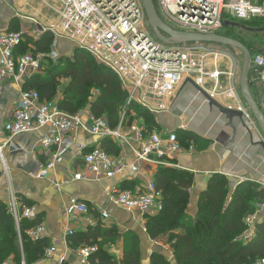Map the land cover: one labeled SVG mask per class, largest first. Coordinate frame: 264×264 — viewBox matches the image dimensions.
<instances>
[{
	"label": "built area",
	"instance_id": "1",
	"mask_svg": "<svg viewBox=\"0 0 264 264\" xmlns=\"http://www.w3.org/2000/svg\"><path fill=\"white\" fill-rule=\"evenodd\" d=\"M153 3L156 12L159 11L171 28L187 33L222 35L228 25L264 19V0H153ZM45 6L54 18L40 24V35L49 33L56 40L71 41L76 49L88 53L98 65L113 72L126 92V106L136 104L153 115L165 113L178 88L189 80L212 100L216 99L222 73L213 65L222 54L209 51L203 44L174 47L160 42L148 25L141 0H45ZM29 20L31 23L37 21L36 18ZM37 35L38 32L32 29L20 33L0 29V83L19 87L20 94L10 119L4 125L8 137L45 129L42 146L47 150L55 148L53 163L61 162L73 149L83 154V167L93 178H118L120 182L123 180L119 177L128 173L136 177L143 170L150 172L153 168L167 167L168 162L181 153L182 146L175 132H147L139 124H128L126 110L112 128L105 118L87 119L82 113L70 114L61 110L57 102L42 100L37 91L23 90L30 78L42 74L46 58L55 60L59 57L56 51L47 55L17 54V49L27 38L33 41L28 46L34 50ZM233 58L236 59L234 55ZM233 58L230 60L234 63ZM252 66L251 83L264 84V56H253ZM225 74L232 77V64ZM209 82L214 83L211 92L207 86ZM94 94L97 95V91ZM236 109L237 112H246L239 105ZM84 134L93 138L91 147L77 142V137ZM102 142L115 144L120 150L119 156L108 155L102 149ZM126 153L130 162L125 159ZM53 163L48 168L53 167ZM83 177L77 173L73 178L79 181ZM107 196L115 207L149 217L162 207L160 193L152 182L136 192L113 185L108 188ZM18 205L12 196L9 210L19 229L22 220L36 218L37 210L35 206H24L19 210ZM66 213L70 216L86 215L88 207L71 198ZM100 216L104 222L109 220V214L104 211H100ZM43 232V226L38 225L26 234L36 240ZM73 234V228L68 226L66 236ZM96 251L95 246L76 250L79 264H89V258ZM43 256L52 260L54 246L45 249ZM63 261L59 259L54 264H63ZM255 264H264V259Z\"/></svg>",
	"mask_w": 264,
	"mask_h": 264
},
{
	"label": "crops",
	"instance_id": "2",
	"mask_svg": "<svg viewBox=\"0 0 264 264\" xmlns=\"http://www.w3.org/2000/svg\"><path fill=\"white\" fill-rule=\"evenodd\" d=\"M12 3L16 2L12 1ZM13 4L9 5L5 0H0L1 30H9L16 26L18 16L15 14ZM40 24L36 26L30 24L28 28V30L33 29L38 32L36 42L49 34L40 35ZM69 42L71 50H75L74 44ZM27 47L30 49L29 46ZM204 47L215 54H222L221 58L214 60L216 65H213V68L222 73L218 79V93L214 100L223 108L230 107L235 111L239 105L245 108L246 112H241L242 116L227 115L209 103L193 85L185 82L178 88L167 112L160 115L149 113L155 124L152 131L156 130L159 133L173 131L178 136L182 151L168 162L169 166L162 168L186 172L192 176V186L188 190L187 203V213L190 218L192 215L193 220L195 219L201 197L208 190L214 178L224 180L227 185L224 210L237 192L240 193L241 210L247 211L242 220L245 230L240 240L247 244L256 238L257 227L264 225V146H262L264 137L247 112L240 96L239 83L236 84L239 64H237V55H234L235 59L231 52L213 51L207 46ZM60 50V46L55 49L58 54L62 53ZM30 51L33 52L31 49ZM223 55L229 56L224 57ZM230 57L233 58L234 63ZM231 64L233 75L229 78L225 73H228ZM212 85L214 86L212 82L207 85L210 92ZM250 91L264 111V84L252 82ZM19 95V87L0 83V206H6L9 209L12 196L17 200L19 210L24 206H35L37 210L35 219L39 220V225L43 226L44 232L36 240L27 236L28 228L24 230V233L34 244L39 240H45L48 243L47 247L54 246L55 256L52 260H47L42 256L32 264H54L59 259L64 260L63 264H79L75 251L83 246H91V244L97 248V251L89 258V264H93L94 260L97 264L99 263L98 254L100 252L105 254L106 259L121 261L125 249L133 245H136L138 249L139 262L140 257L144 258L147 255V261L143 264H151L152 250L156 244L146 231V223L155 215L149 217L115 207L108 200L107 190L113 185H120L123 189L136 192L150 182L156 187V175L160 168L150 169V172L143 170L136 177L128 173V175L119 177L123 180L120 182L118 178L113 180L103 177L93 178L83 167V154L73 149L61 162L53 163L55 148L47 150L42 146V140L46 134L45 129L13 137H8L5 133L4 125L10 119L18 103ZM62 98L63 94H56L51 101L59 105ZM124 111L120 112L119 121ZM77 113H82L87 119L93 117L89 105L87 112L81 110ZM127 120L128 124H139L144 127L145 131L147 130L142 118L132 114L128 115ZM77 142L80 145L91 147L93 138L85 134L79 135ZM101 144L102 149L108 155L119 156L120 150L115 144L112 142ZM125 159L127 162L131 161L127 153ZM50 163L54 165L48 168ZM77 173L84 175L82 180H74L73 177ZM156 190L158 191L157 187ZM158 192L163 207L162 192L160 190ZM71 198H76L86 204L88 213L78 216L67 215L66 209ZM100 211L109 214L107 222L102 220ZM35 219L27 220V222L32 223ZM15 226L20 249V264H25L22 253L23 241L16 221ZM68 226L73 228L72 236L75 238L98 228L103 231L112 229V231L88 243L81 241L82 243L74 246L70 245L68 241L70 238L66 236ZM160 254L170 263L176 264L174 251L169 253L171 258L166 257L164 253ZM14 262L13 257H10L3 264H15Z\"/></svg>",
	"mask_w": 264,
	"mask_h": 264
},
{
	"label": "trees",
	"instance_id": "3",
	"mask_svg": "<svg viewBox=\"0 0 264 264\" xmlns=\"http://www.w3.org/2000/svg\"><path fill=\"white\" fill-rule=\"evenodd\" d=\"M241 28L249 33H264V19H254L241 22L235 26H226L223 36L235 39L242 43L251 53L252 57L261 53L257 52L254 44L263 43L252 41L243 37L236 31ZM250 40L251 42H249ZM51 36L46 34L43 38L33 43V53L43 54ZM33 42L30 38L17 49V54L32 52L28 45ZM258 43V44H259ZM47 59V58H46ZM73 64L60 61L48 70V77L35 75L23 86V90H35L42 100H53L56 95L60 79H67L63 98L59 108L70 114H75L89 105L91 114L95 118H105L110 127H115L119 122V114L126 110L127 116L134 114L142 118L151 132L155 126L151 115L135 104L126 106L127 95L121 88L118 78L104 66L98 65L86 52L75 49ZM97 91V96L92 98L91 93ZM91 100V102H90ZM115 153V152H114ZM192 186V176L186 172L173 169L160 168L156 175V187L162 192L163 207L160 212L146 223V231L152 240H163L168 234V243L172 244L176 264H250L264 259V225L257 227L256 238L244 244L236 239L244 230L242 222L246 210H241V195L239 192L224 210V199L227 185L224 180L214 178L208 190L202 195L195 215L191 219L187 214L188 190ZM40 224L38 219L32 223L22 220L19 230L22 238V253L25 264H32L44 255L48 243L39 240L32 243L25 235L24 230H30ZM110 231L100 228L83 236L69 237L70 245H78L81 241L88 243ZM229 234V235H228ZM225 235L234 237L225 239ZM15 219L6 206H0V264L13 257L15 264H20V249L17 241ZM111 237V236H110ZM85 239V240H82ZM236 239V240H235ZM81 245V244H80ZM92 246V244H91ZM101 251V248L99 246ZM101 252L98 254V264H140L139 252L136 245L125 249L121 261L106 259ZM93 264H97L95 260ZM151 264H172L162 254H153Z\"/></svg>",
	"mask_w": 264,
	"mask_h": 264
},
{
	"label": "water",
	"instance_id": "4",
	"mask_svg": "<svg viewBox=\"0 0 264 264\" xmlns=\"http://www.w3.org/2000/svg\"><path fill=\"white\" fill-rule=\"evenodd\" d=\"M5 2L9 5L13 4L12 0H5ZM141 3L150 29L156 38L166 45H173L174 47L187 44L219 45L227 49H236L238 52H240L242 56L239 75L240 96L247 109V112H249L264 137V111L262 110L260 104L252 97L250 91L252 87L250 74L253 70L252 55L250 51L239 41L220 34L202 35L177 31L162 22L156 12L153 0H141ZM187 83L193 85L208 100L209 103L219 108L222 112L226 113L227 115L236 114L242 116L241 112H236L234 110L226 109L220 106L206 93L202 92L190 80ZM262 146H264V143Z\"/></svg>",
	"mask_w": 264,
	"mask_h": 264
},
{
	"label": "rangeland",
	"instance_id": "5",
	"mask_svg": "<svg viewBox=\"0 0 264 264\" xmlns=\"http://www.w3.org/2000/svg\"><path fill=\"white\" fill-rule=\"evenodd\" d=\"M13 4V9L15 11V14H17L16 16H18L17 18V22H15V27H11V29L7 30V31H11V32H27L28 28L30 27V24L35 25L36 24H40L43 21H45V18L47 19H53L54 18V14H52L51 11H49L47 9V7L45 6V0H15ZM158 16L160 17V19L162 20V22H164L166 25L172 27L171 24L167 23L165 21V19L163 18V16L159 13V11H157ZM36 16V23H30L31 21L29 19L34 18ZM29 18V19H28ZM44 19V20H43ZM33 30V29H32ZM237 33H239L240 35H242L243 37H247L252 41H259L260 39L263 40V43H256L254 44V47L256 49L257 52L261 53L264 56V33H260V34H256V33H249L248 31H246L245 29H241L239 28L237 31ZM250 40H248L249 42H251ZM202 45V44H199ZM58 46H60L61 50L58 54V59L55 60H51V59H46V61L43 63V69H42V77H48V70L53 67L54 65H57L60 61L65 62V60L67 61V63L69 64H73L74 59L71 58L74 54V50H71V46H70V42L66 39H55L53 36H51V41L49 42V44L47 45V48L45 50V52H43V55H47L50 54L51 52L55 51L56 48H58ZM203 46H207L208 48L212 49L213 51H219V52H231L233 53V55H237V60L238 63H241L242 60V56L240 54V52H238L236 49H227L224 48L222 46L219 45H203ZM61 54V55H60ZM67 54V55H65ZM238 64V73H237V78H236V84L237 82L239 83V75H240V65ZM67 79H60L59 80V86L57 87V93L56 94H63L66 85H67ZM92 98H94L96 95L94 94V91L91 93ZM91 102V100H90ZM88 110V106H86L82 111L87 112ZM157 213H155L154 215H156ZM188 214V213H187ZM153 215V216H154ZM194 216L191 215V219H193ZM152 218V217H151ZM244 231L236 237V239L240 240L241 237L243 236ZM229 235V234H228ZM225 239H232L234 237H230L225 235ZM163 242H161L160 239H157V241L153 240V242L156 244L153 247L152 250V254H160V253H164L166 254L165 256H169L171 258V255H169L170 252L173 251L172 248V244L168 243L169 240V236L168 234L165 235V237H163ZM235 239V240H236ZM136 243V242H135ZM147 261V255L144 256V258L140 257V262L146 263ZM255 262H252L250 264H255Z\"/></svg>",
	"mask_w": 264,
	"mask_h": 264
}]
</instances>
